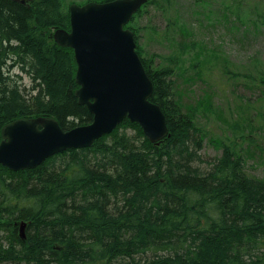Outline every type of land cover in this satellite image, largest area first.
<instances>
[{
  "label": "trees",
  "instance_id": "trees-1",
  "mask_svg": "<svg viewBox=\"0 0 264 264\" xmlns=\"http://www.w3.org/2000/svg\"><path fill=\"white\" fill-rule=\"evenodd\" d=\"M139 15L127 25L135 42ZM69 29L60 0H0V142L19 119L52 118L64 131L92 121L75 96L73 52L50 37ZM136 52L169 136L152 144L125 119L91 147L35 169L0 165V264H264V180L224 144L205 161L195 110L173 89L175 70ZM255 83L263 102V73Z\"/></svg>",
  "mask_w": 264,
  "mask_h": 264
},
{
  "label": "rangeland",
  "instance_id": "rangeland-1",
  "mask_svg": "<svg viewBox=\"0 0 264 264\" xmlns=\"http://www.w3.org/2000/svg\"><path fill=\"white\" fill-rule=\"evenodd\" d=\"M89 1L60 0V12ZM142 12L132 24L141 56L153 68L175 70L174 92L194 108L202 131V158L230 146L246 173L264 180V101L255 97V79L264 74V0H157ZM13 74L30 87L27 75Z\"/></svg>",
  "mask_w": 264,
  "mask_h": 264
},
{
  "label": "water",
  "instance_id": "water-1",
  "mask_svg": "<svg viewBox=\"0 0 264 264\" xmlns=\"http://www.w3.org/2000/svg\"><path fill=\"white\" fill-rule=\"evenodd\" d=\"M147 1L111 0L69 7V31L57 30L50 37L57 46L73 51L75 96L92 121L68 131L47 117L13 121L1 133L2 167L13 172L35 169L56 154L89 148L125 119L137 124L152 144L169 136L163 112L150 101L153 85L136 52L133 33L125 28Z\"/></svg>",
  "mask_w": 264,
  "mask_h": 264
},
{
  "label": "flooded vegetation",
  "instance_id": "flooded-vegetation-1",
  "mask_svg": "<svg viewBox=\"0 0 264 264\" xmlns=\"http://www.w3.org/2000/svg\"><path fill=\"white\" fill-rule=\"evenodd\" d=\"M29 1V0H28ZM31 1V0H30Z\"/></svg>",
  "mask_w": 264,
  "mask_h": 264
}]
</instances>
